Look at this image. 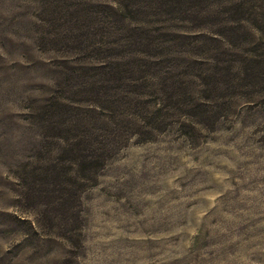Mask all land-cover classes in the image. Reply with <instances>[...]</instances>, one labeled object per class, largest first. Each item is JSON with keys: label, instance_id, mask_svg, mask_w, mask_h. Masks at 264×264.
<instances>
[{"label": "rangeland", "instance_id": "374dc122", "mask_svg": "<svg viewBox=\"0 0 264 264\" xmlns=\"http://www.w3.org/2000/svg\"><path fill=\"white\" fill-rule=\"evenodd\" d=\"M0 264H264V0H0Z\"/></svg>", "mask_w": 264, "mask_h": 264}, {"label": "trees", "instance_id": "16d2710c", "mask_svg": "<svg viewBox=\"0 0 264 264\" xmlns=\"http://www.w3.org/2000/svg\"><path fill=\"white\" fill-rule=\"evenodd\" d=\"M112 68L109 67L108 71L109 73L113 76V75H116L117 76V79L116 80H121V79H126L128 80L130 78V76H132V70L131 71H128L126 69V71H124V73H121L120 71H115L114 73H112ZM126 72H128L130 75H128L127 77H125L127 74ZM139 72H142V71H139ZM107 75L110 76V74L106 73ZM146 75H143L141 77H139L138 80H145ZM136 78L132 80V83L133 84H136L137 85V82H136ZM135 86V85H134ZM163 90V89H162ZM135 96V95H134ZM139 97V96H137ZM153 97V96H152ZM151 97V98H152ZM97 103L95 104H92V106H94V110H98L100 113H102L104 116H105V113H106V118L108 119L109 115V108L107 107V105L105 104V101L103 99H98V101H96ZM160 105V103H158ZM130 108V107H128ZM159 108H157L156 110L158 111ZM163 109L164 108V105H163ZM134 112L132 113V116H134ZM104 137L105 135H101L99 134L98 131L95 132V130H92L88 136L84 137V136H80V138L76 139V140H73V139H70V140H73L74 143H70L68 147H70L69 149V153L72 154L74 160L76 163L75 166L79 169V170H82V169H93L95 170L97 167L99 168L101 165H103L104 161L106 160L107 156H105V153L106 152H102L100 154L97 155V157H92L90 156V154H85V150H87V145H90L91 142H98L99 140V143H100V146H101V149L102 151H105L107 150V145L103 144L104 142ZM66 140V139H65ZM68 141V139L66 140ZM72 141V142H73ZM83 178L80 179L79 177V180H78V183L76 185V188H80L82 186L81 184V180Z\"/></svg>", "mask_w": 264, "mask_h": 264}]
</instances>
